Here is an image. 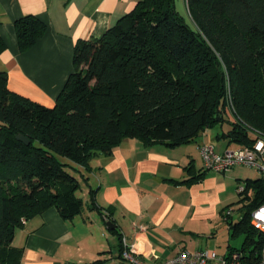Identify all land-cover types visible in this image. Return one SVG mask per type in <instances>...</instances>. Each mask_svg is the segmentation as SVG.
<instances>
[{
	"label": "trees",
	"instance_id": "trees-1",
	"mask_svg": "<svg viewBox=\"0 0 264 264\" xmlns=\"http://www.w3.org/2000/svg\"><path fill=\"white\" fill-rule=\"evenodd\" d=\"M184 8L189 21L175 0H138L101 37L78 40L52 107L10 91L0 72V264H21L12 242L22 221L50 208L64 220L81 214L76 166L88 168L124 138L176 147L227 125L228 143L264 139V0H187ZM15 30L24 52L46 26L25 16ZM243 183L239 219L222 217L244 248L252 245L238 251L241 263L257 264L264 237L250 215L264 203V180Z\"/></svg>",
	"mask_w": 264,
	"mask_h": 264
},
{
	"label": "crops",
	"instance_id": "crops-1",
	"mask_svg": "<svg viewBox=\"0 0 264 264\" xmlns=\"http://www.w3.org/2000/svg\"><path fill=\"white\" fill-rule=\"evenodd\" d=\"M137 1L0 0V37L6 45L0 72L7 74L8 89L52 107L73 72L75 43L101 37ZM25 16L41 20L46 30L22 52L15 22ZM227 129H207L176 147L124 138L110 155L92 156L88 168L76 166L84 209L69 220L50 208L22 221L12 242L22 250L21 264H121L122 238L141 261L154 264L185 249L178 244L187 236L225 223L222 216L231 211L240 175L233 169L204 170L198 147L210 144L219 154L241 148L221 137Z\"/></svg>",
	"mask_w": 264,
	"mask_h": 264
},
{
	"label": "built area",
	"instance_id": "built-area-1",
	"mask_svg": "<svg viewBox=\"0 0 264 264\" xmlns=\"http://www.w3.org/2000/svg\"><path fill=\"white\" fill-rule=\"evenodd\" d=\"M187 5V0H182ZM203 169L217 173H225L236 166H251L258 170L264 180V139H257L251 147H241L232 152L216 153L210 144H202L198 147ZM244 186L239 184L237 193L242 192ZM228 211L227 213H229ZM250 224L264 237V203L255 208L250 215ZM242 254L238 251L228 252L219 256L213 250L188 251L179 250L174 256L154 264H242ZM121 264H145L139 259L134 246L128 245L122 238ZM257 264H264V239L260 250V258Z\"/></svg>",
	"mask_w": 264,
	"mask_h": 264
},
{
	"label": "rangeland",
	"instance_id": "rangeland-1",
	"mask_svg": "<svg viewBox=\"0 0 264 264\" xmlns=\"http://www.w3.org/2000/svg\"><path fill=\"white\" fill-rule=\"evenodd\" d=\"M175 7L177 12L181 16L186 18L187 21H189L187 18L183 1L175 0ZM198 156L200 158V155ZM233 170L239 173L240 181L242 185L244 184L243 180L246 179L256 180L260 177L258 170H256L254 167L251 166H245V165L236 166L233 168ZM235 189L236 186L234 185L233 196L230 206V209L232 211L233 221H237L239 219L243 205L242 204L243 202H240L242 196H239L236 193ZM76 195L81 196V191L78 190L76 192ZM106 233L109 236H112L110 232L107 231ZM257 239L258 237L254 235V240L256 241ZM244 241H245L244 235H240L239 233L234 234L233 231L230 232L228 230V225L223 222V223H217L216 225L212 226V228H203L194 236L193 235L187 236L184 242H179L178 247H186L185 249L191 252L197 250H213L219 256H222L223 254L230 251H244L245 254H249L252 245L250 244L248 247L244 248ZM161 249L164 248L162 247Z\"/></svg>",
	"mask_w": 264,
	"mask_h": 264
},
{
	"label": "water",
	"instance_id": "water-1",
	"mask_svg": "<svg viewBox=\"0 0 264 264\" xmlns=\"http://www.w3.org/2000/svg\"><path fill=\"white\" fill-rule=\"evenodd\" d=\"M16 138H17V140L23 142V143L26 144V145L29 143V140H28L27 138H25L24 136H22V135H17ZM107 226H108V229H109V230L114 229V225H113L111 222H109V223L107 224Z\"/></svg>",
	"mask_w": 264,
	"mask_h": 264
}]
</instances>
